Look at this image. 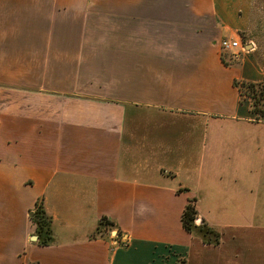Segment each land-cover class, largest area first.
<instances>
[{
  "label": "crops",
  "instance_id": "0c3cea01",
  "mask_svg": "<svg viewBox=\"0 0 264 264\" xmlns=\"http://www.w3.org/2000/svg\"><path fill=\"white\" fill-rule=\"evenodd\" d=\"M230 1L0 0V264H215L186 205L215 230L264 208L235 85L264 72Z\"/></svg>",
  "mask_w": 264,
  "mask_h": 264
},
{
  "label": "rangeland",
  "instance_id": "374dc122",
  "mask_svg": "<svg viewBox=\"0 0 264 264\" xmlns=\"http://www.w3.org/2000/svg\"><path fill=\"white\" fill-rule=\"evenodd\" d=\"M229 4H231L232 15L235 16L238 13L245 16L244 28H247V34L250 37L248 39H252L256 45L254 54L260 61L264 72V0H231ZM249 43L252 44L253 42ZM234 59L237 58L234 57ZM237 82L238 85L242 86V93L240 92V94L247 98L246 100L251 102L252 106V98L260 94L264 87V81H259L258 85L252 89L242 85V81ZM238 88L240 87L238 86ZM262 101L264 102V100ZM259 106L261 107V105ZM255 116L257 115L255 114ZM247 133L249 142L245 154L256 158L258 167L263 165L264 171V140L262 144L256 141L255 130L250 132V129H248ZM254 169L256 170V168ZM259 187L264 190V179L259 183ZM215 232L218 234V238L225 239V243L223 242L221 247L217 249H213L214 247L210 249V252H208L210 255H217V257L224 255V260L227 261L226 264H261L264 261V208L260 207L258 210L248 211L246 215H242L239 219L237 226L230 228L218 227ZM197 236L203 238L201 234ZM212 241L214 240L206 243L214 245ZM217 257L215 258V264H224L225 261L221 263V260L218 263L219 258ZM183 262L184 259L178 260V264H183Z\"/></svg>",
  "mask_w": 264,
  "mask_h": 264
},
{
  "label": "trees",
  "instance_id": "16d2710c",
  "mask_svg": "<svg viewBox=\"0 0 264 264\" xmlns=\"http://www.w3.org/2000/svg\"><path fill=\"white\" fill-rule=\"evenodd\" d=\"M238 82L235 81V85L239 88V91L242 93V86L237 84ZM246 88L252 89L256 85H258V82H242ZM253 103L251 112L253 114L257 115V118L264 115V87L260 91V94L258 96H253ZM258 105H261V107ZM198 217V212L196 207L193 205L192 202H189L182 214V223L184 228L191 232V233H199L203 236V239L206 242H211V240H214L212 242L217 243L218 242V234H216L215 230L208 226L205 222H202L200 225L196 224V219ZM33 221L37 224L38 229L45 234V241L50 237L49 233L51 231L50 226V219L46 214V211L44 209V206L42 202L37 203L35 210L33 212L32 216ZM100 224L103 226H108V224H111V222L106 218L103 217L100 221ZM44 241V242H45Z\"/></svg>",
  "mask_w": 264,
  "mask_h": 264
},
{
  "label": "built area",
  "instance_id": "2783aa9c",
  "mask_svg": "<svg viewBox=\"0 0 264 264\" xmlns=\"http://www.w3.org/2000/svg\"><path fill=\"white\" fill-rule=\"evenodd\" d=\"M221 49L223 51H231L235 58H239L241 52L245 51V45L241 43L239 39H222L220 42Z\"/></svg>",
  "mask_w": 264,
  "mask_h": 264
},
{
  "label": "water",
  "instance_id": "95a60500",
  "mask_svg": "<svg viewBox=\"0 0 264 264\" xmlns=\"http://www.w3.org/2000/svg\"><path fill=\"white\" fill-rule=\"evenodd\" d=\"M250 45H251V44H248V46H247L246 48H249V47H250ZM33 237H35V236H33Z\"/></svg>",
  "mask_w": 264,
  "mask_h": 264
}]
</instances>
